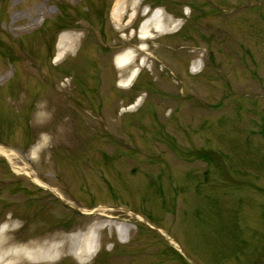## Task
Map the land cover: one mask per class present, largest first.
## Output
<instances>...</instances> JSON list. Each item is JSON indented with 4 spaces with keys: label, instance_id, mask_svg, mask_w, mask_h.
Masks as SVG:
<instances>
[{
    "label": "rangeland",
    "instance_id": "1",
    "mask_svg": "<svg viewBox=\"0 0 264 264\" xmlns=\"http://www.w3.org/2000/svg\"><path fill=\"white\" fill-rule=\"evenodd\" d=\"M116 1L0 0V146L32 172L0 157L4 246L100 227L48 264H264V0H138L170 22L142 53Z\"/></svg>",
    "mask_w": 264,
    "mask_h": 264
},
{
    "label": "bare ground",
    "instance_id": "2",
    "mask_svg": "<svg viewBox=\"0 0 264 264\" xmlns=\"http://www.w3.org/2000/svg\"><path fill=\"white\" fill-rule=\"evenodd\" d=\"M127 3V0H117L116 4L114 6L113 16L115 19V23H119L120 19L124 17L127 6L125 7L124 4ZM141 1L135 0L132 6V13L130 14L129 21L127 23V27L132 26V24L137 19L138 15L134 17L135 11L138 9ZM162 17L163 12L160 17H157V13L153 16V18L144 21L139 30V39L140 42L146 43L148 38H151L150 34L153 30L156 33H159L161 31H165L168 27L169 21H166V25L162 26ZM72 40V39H71ZM63 42V44H62ZM69 48V43H64V41H61L60 45L57 47L58 53L56 55L55 61H59V59L64 55L66 46ZM138 51H144L143 47L137 48ZM134 58V51L127 50L123 55L115 57L114 63L116 67L121 70V72H127L130 65L133 62ZM193 71H196V67L193 66ZM125 72V73H126ZM133 74V73H132ZM131 74V75H132ZM0 155L6 158L9 165L11 166L12 170L17 175H25V176H31L32 172H28L25 168L17 166L13 161V156L15 155L12 151H7L4 148L0 146ZM35 183L40 184V181H38L36 178L32 179ZM91 214L92 212H88ZM109 216L105 215H98V220L102 221L103 219H111L115 211L109 212ZM100 227H93L86 233H76L72 234L66 237V240L62 243H57V239H53L52 241L47 242L44 246L37 247L36 245H24V246H17L13 243L8 242L5 244L2 242V236L3 233H5V228L2 227L0 229V264H22L20 262L21 255L26 258L25 260L29 261H43L40 262L42 264H48L49 259H55L56 257H59L60 254H62L66 249H69L70 253L78 260H82L90 255H92L96 249H97V243H96V235L98 234ZM120 232H123L124 229L120 228ZM128 231V229H127ZM70 244V245H67ZM9 247V249H6V251H3L4 248ZM4 257H6V260H4ZM10 257V258H9ZM35 262V263H36ZM39 263V262H38Z\"/></svg>",
    "mask_w": 264,
    "mask_h": 264
},
{
    "label": "flooded vegetation",
    "instance_id": "3",
    "mask_svg": "<svg viewBox=\"0 0 264 264\" xmlns=\"http://www.w3.org/2000/svg\"><path fill=\"white\" fill-rule=\"evenodd\" d=\"M189 151H190V149H189V148H187V149H186V153H188Z\"/></svg>",
    "mask_w": 264,
    "mask_h": 264
}]
</instances>
